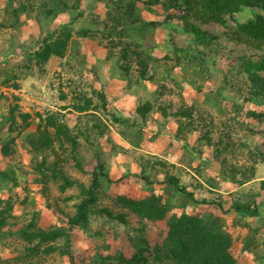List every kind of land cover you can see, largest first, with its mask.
Returning <instances> with one entry per match:
<instances>
[{"label":"rangeland","instance_id":"1","mask_svg":"<svg viewBox=\"0 0 264 264\" xmlns=\"http://www.w3.org/2000/svg\"><path fill=\"white\" fill-rule=\"evenodd\" d=\"M43 1L0 0V94L3 93L7 97L0 99V122L6 118L5 111L9 103L19 102L21 109L31 112L36 119L37 112H44L48 109L58 110L71 105L76 93L80 91L92 95L100 103L102 101L94 92L96 90L105 93L111 111L135 119L143 127L141 130L144 137L142 147L134 148L133 143L122 133L126 131V127L112 122L106 110H99L98 114L109 125L101 141L103 148L101 156L114 173L118 175L122 173L127 167L125 163L130 166L131 170L140 171L141 160L154 161L157 158L153 155L163 156L178 163L179 168L176 170L180 173L182 181L193 185L198 184L199 181L202 182L203 188L198 187L197 190L202 196L209 198L218 197L217 191H223L228 195L230 191H234V188L218 174L219 169L227 166L228 162L246 169L245 175L242 176L251 179L255 157L249 150L259 148L264 152V117L258 119L249 115L248 112L253 109L252 107H256L257 111H262L264 105L250 102L243 105L248 85L246 74L240 69L239 57L243 54L258 59L264 55V46L260 49L253 44L232 39L225 33L227 32L226 27L217 23L203 24L205 28L217 34L218 39L213 43L215 51L205 50L208 61L206 68L202 70L199 61L195 59L197 51L190 44L192 35L182 27L184 23V19L181 18L183 5L162 10L157 8L156 13L145 14L148 19L160 21L163 25L157 27L156 30L146 32V38L151 44L150 54L158 59V64H160L159 67L150 65L148 68V74L155 72L158 79L157 83H152L140 76L141 67L136 58L131 60L127 71L122 68L123 62L118 59L120 48L112 49L106 45L109 43V36L102 34L103 42L100 41L102 33L100 29L103 24L96 26L94 20H101L109 11H112L110 1L82 0L78 8L59 13L51 18L43 17L38 11L40 9L38 6ZM68 1L75 3V0ZM178 1L184 4L182 0ZM32 4L35 6L34 9L28 12L29 14L23 13L20 21L13 25L17 17L13 9L25 7V5L32 7ZM259 11L258 8L245 7L233 16H229L228 23L236 27L239 22L247 21ZM78 13L82 14L74 24L73 36L68 43L66 55L63 58H52L44 65V68L37 66L34 62L29 67L26 52L33 51L37 42L48 31L61 29ZM179 18L180 21L177 20ZM83 27L89 29V35L84 36L79 33ZM132 34L139 35L137 31ZM170 42L173 46L188 48L190 52L187 55L189 56L181 54L183 53L181 51L178 55L172 49V45H169ZM12 75L18 78L12 77L8 83H5L4 81ZM14 82L19 83L17 89L12 86ZM220 88L222 90H219ZM13 94L19 98L16 100ZM146 100L153 101L156 109L159 105L166 106L169 113L176 112L185 103L195 104V118L192 126L196 130L185 131L183 137L178 135L179 121L183 120L187 124L189 123L187 119L176 116L165 117L160 110L150 113L144 121L136 112V106ZM69 110L72 108L63 111L69 113ZM68 117L75 122L76 113L72 112L68 114ZM37 122L35 120L30 129L35 130ZM158 130L160 133L156 137L155 133ZM127 131L131 138L139 134L136 129ZM207 134L211 137L213 145H204L200 140ZM6 140L5 131L0 129V144ZM80 142V157L83 160L84 170L78 169L73 161L66 163L65 169L72 177L88 183L97 155L84 136L80 138ZM147 145L151 148H147ZM198 147H205L208 152L210 151L202 156L208 167L201 174L195 169L199 160L195 159L194 155H198ZM215 147L220 150L218 157L213 155ZM20 148L23 149L22 146ZM196 149H198L197 152ZM11 159L23 164L30 173L27 174L25 184L22 183L9 190L7 186L10 182H6L1 175L6 161L0 160V197L5 200L9 196L12 198L15 202L14 213L16 215L15 218H8V221L15 223L7 227L9 229L6 228V236L0 239V264H69L68 257L59 251L51 254L41 252L29 255L26 249L28 243L18 233V230L32 217L34 211H37L39 226L49 228L60 225L56 207L72 213L75 203L80 199L78 187L70 186L63 191L60 189V181L49 179L45 185L47 191L43 193L44 184L40 182V176L32 172L28 156L16 152ZM256 167L254 180H247L248 182L242 189L248 191L259 186V181L264 177V161L258 163ZM159 176H161L160 173ZM209 177L217 180L214 182L217 183L215 186L207 181ZM25 186H27L26 189ZM118 192L137 198L149 196L170 207L167 218L160 221L159 225L149 223L147 226L146 232L153 243L162 238L160 232L167 228L168 218L176 217L182 212L202 213L203 215L213 213L221 216V223H224L225 229L233 234L236 242L233 250L240 262L264 264V259L261 263L258 259L255 261V255L244 248V241L249 240L252 227L259 225V217H243L239 220V214L233 212L223 214L211 205L185 204L180 195L169 185H147L135 176L127 178L125 182L117 183V186L104 185L99 205L120 210L113 198ZM25 195H29V199L23 202ZM224 200L228 203L226 199ZM257 200L263 202L261 207L262 228L257 235L260 239L258 240L264 242V226H262L264 223V192ZM49 204L52 207H48ZM129 219L131 227L137 225V220L132 217ZM128 228L132 231L128 225L108 219L101 214L93 215L87 226L73 228L71 243L76 253L77 264H94L93 261L97 257L105 254L114 255L121 251L129 254L132 245L129 236L132 237L135 233L134 231L128 233ZM259 249L260 251L264 249V244L261 243Z\"/></svg>","mask_w":264,"mask_h":264},{"label":"trees","instance_id":"2","mask_svg":"<svg viewBox=\"0 0 264 264\" xmlns=\"http://www.w3.org/2000/svg\"><path fill=\"white\" fill-rule=\"evenodd\" d=\"M101 1H110L112 11H109L103 19L94 20L96 26L97 24H103L100 29L102 31L100 41L103 42V35L109 36V43L106 45L112 49L120 48L118 59L123 62L121 64L122 68L127 71L131 60L136 58L141 67L140 76L152 83H157L158 79L155 72L151 75L148 74V68L150 65L159 67L160 64H158V59L150 54L151 44L146 38V32L147 30H156L157 27L163 25L160 21L148 19L145 14L149 12L156 13L157 8L162 10L169 7H182L183 5L181 9L183 14L181 18L184 19L182 27L192 35L190 44L197 51L195 59L199 61L202 70L206 68L208 61L205 50L215 51L213 43L218 39V35L205 28L203 24L217 23L226 27L227 32L225 33L232 39L250 45L253 44V46L260 49L264 46V0H182L184 4L179 3L178 0ZM81 2L82 0H75V3H70L68 0H44L39 4L38 8L40 9L38 11L45 18L56 17L59 13L78 8ZM34 7L32 4V7L25 5V7L14 8V15L17 17L13 25L20 21L23 13L29 14L28 12ZM245 7L258 8L260 11L247 21L239 22L236 27L229 25L228 17L233 16ZM81 14L78 13L72 21L66 23L61 29L48 31L37 42L33 51L26 52V58L29 61L28 66H32L31 64L34 62L37 66L44 68V65L52 58H63L66 55L68 43L73 36L74 24ZM157 14L159 13L157 12ZM177 20L180 21V18ZM134 31H137L139 35L134 36L132 34ZM79 33L87 36L90 31L87 27H83ZM171 47L178 55L181 51L183 52L181 54H185L186 57L189 56L187 55L190 52L188 48L173 45ZM239 58L240 69L245 72L248 85L247 96L243 99V105L247 102L264 105V55L255 59L242 54ZM12 77L18 78V76L12 75L4 82L8 83ZM225 81L227 82V79ZM12 84L15 89L19 87L17 82ZM94 92L102 102L99 103L92 95L80 91L76 93L75 100L71 105L58 110L48 109L44 112H37L36 119L31 112L23 111L19 102L15 101V103H9L5 111L6 118L0 122V129L5 131L7 138L5 142L0 144V160L6 161V166L2 169L1 175L6 182H10V185L7 186L9 190L26 182L27 174L30 173L23 164L16 163L11 159L16 152L28 156L32 172L39 175L40 182L44 184L42 187L43 193L47 191L45 185L49 179L60 181V189L63 191L70 186H77L79 189L80 199L75 203V209L72 213L56 207V211L59 213L60 225L50 226L49 228L39 226L37 211H34L26 224L19 228L18 233L28 243L26 249L29 255L32 256L33 253L41 252L51 254L59 251L62 255L68 257L69 264H77L76 253L73 251L71 243V230L76 227L87 226L93 215L101 214L108 219L117 220L128 225L135 234L132 237L129 236L132 244L129 254L121 251L114 255H101L93 261L94 264H243L233 250L236 243L235 238L231 232L225 229L219 215L182 212L176 217L168 218L166 221L167 228L160 232L162 238L160 241L153 243L146 232L147 226L149 223L159 225L160 221L165 220L170 209L169 206L149 196L137 198L128 196L123 192H118L113 196L120 210H115L106 205H99L104 185L117 186V183L125 182L127 178L135 176L147 185H169L172 190L180 195L185 204L211 205L223 214L232 212L239 214V220L243 217H259V225L252 227L249 240L244 241V248L255 255V261L258 259V262H263L264 249L260 251L259 248L261 243L264 244V242L259 241L257 235L262 228L261 207L263 202L258 201L257 198L263 195L264 177L259 181V186H255L248 191L242 188L248 182L247 180H254L256 165L264 161V152L259 148L249 150L255 157L254 172L251 179L242 176L245 175L246 169L239 168L232 162H228L227 166L220 168L218 174L228 185L234 188V191H230L229 195L223 191H217L218 197L202 196L197 190L198 187L203 188L202 182L199 181L198 184L193 185L182 181L180 173L176 170L179 168L178 163L159 155H153L157 158L154 161L150 159L141 160L139 164L140 171L137 169L131 170L130 166L125 163L127 167L118 175L112 171L107 161L101 156L103 152L101 141L109 125L100 117L99 110H106L112 122L126 127V131H122V133L124 137L133 143L134 148L142 147L144 137L141 130L143 127L137 120L119 115L116 111H111L105 93L96 90ZM13 96L16 100L19 98L16 94H13ZM2 97L6 96L2 93L0 99ZM68 108H72L69 113H66L68 110L63 111ZM195 108V104L188 105L185 103L176 112L169 113L166 106L159 105L156 109L153 101L146 100L136 106V112L144 121L150 113L156 110H160L165 117L186 118L189 123L186 124L181 120L177 129V134L182 136L185 131L196 130L192 126V121L195 118ZM252 108L248 112L249 115L258 119L264 117V110L257 111L256 107ZM72 112L76 113L75 122H72L71 117H68V114ZM35 120L38 121L37 126L35 130H32L30 126ZM130 129H136L139 134L131 138L127 131ZM159 133L160 130L155 133V136L157 137ZM83 136L93 146L97 155L88 183L72 177L65 169V164L73 161L78 169L84 170L83 160L80 157V138ZM204 139L205 141H203ZM200 140L204 145H213L208 134L202 136ZM21 146L23 149L20 148ZM146 147L151 148L150 145ZM205 147H198L199 150H195L196 152L198 150V155H194L195 159L199 160L195 169L199 174L203 173L208 167L202 158L204 154L210 153ZM219 153V148L215 147L214 157H218ZM173 169L176 171H172ZM159 173L161 176H159ZM207 181L214 184V186L217 184L214 183L217 180L213 177H209ZM26 188L27 186H25ZM28 197L29 195H25L22 201L26 202L29 199ZM224 199L228 203H225ZM47 206L52 207L51 204ZM14 209L15 202L10 196L6 200L0 197V239L6 236V228L15 223L8 221L9 217H16ZM129 217L137 220V225L131 227ZM262 226H264V223ZM132 231L129 228L127 229L128 233H132ZM60 241L63 243H59ZM117 245L121 246L120 243H117Z\"/></svg>","mask_w":264,"mask_h":264}]
</instances>
